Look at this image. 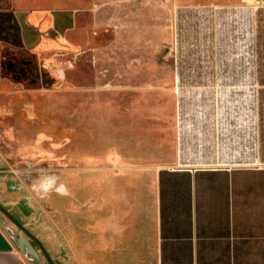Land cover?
Here are the masks:
<instances>
[{"label": "crops", "instance_id": "0c3cea01", "mask_svg": "<svg viewBox=\"0 0 264 264\" xmlns=\"http://www.w3.org/2000/svg\"><path fill=\"white\" fill-rule=\"evenodd\" d=\"M110 2L0 0V18L46 59L91 47ZM172 25L169 153L119 117L100 153L73 148V169L48 174L65 193L1 170L0 203L55 264H264V0L177 5ZM0 264H32L1 227Z\"/></svg>", "mask_w": 264, "mask_h": 264}, {"label": "rangeland", "instance_id": "374dc122", "mask_svg": "<svg viewBox=\"0 0 264 264\" xmlns=\"http://www.w3.org/2000/svg\"><path fill=\"white\" fill-rule=\"evenodd\" d=\"M214 2L229 0H111L91 47L46 59L25 49L16 22L1 17L0 170L13 167L28 179L73 169V148L100 153L102 139L117 136L119 117L143 138L156 135L159 157L169 153L172 11Z\"/></svg>", "mask_w": 264, "mask_h": 264}, {"label": "water", "instance_id": "95a60500", "mask_svg": "<svg viewBox=\"0 0 264 264\" xmlns=\"http://www.w3.org/2000/svg\"><path fill=\"white\" fill-rule=\"evenodd\" d=\"M0 175L8 176L9 173L7 174L0 170ZM3 182L8 192L17 191L21 193L23 197L20 204L21 206H23V204H29V199L26 198L25 194H23V190L17 186V183L14 180L5 178ZM0 227L12 241L15 248L29 262L32 264H55L43 243L1 203Z\"/></svg>", "mask_w": 264, "mask_h": 264}, {"label": "clouds", "instance_id": "9594fccd", "mask_svg": "<svg viewBox=\"0 0 264 264\" xmlns=\"http://www.w3.org/2000/svg\"><path fill=\"white\" fill-rule=\"evenodd\" d=\"M57 177L51 175H43L36 180L32 187L38 194H45L50 190H55L58 193H65L67 190L63 184H57Z\"/></svg>", "mask_w": 264, "mask_h": 264}, {"label": "built area", "instance_id": "2783aa9c", "mask_svg": "<svg viewBox=\"0 0 264 264\" xmlns=\"http://www.w3.org/2000/svg\"><path fill=\"white\" fill-rule=\"evenodd\" d=\"M165 2H169V1H171V0H164Z\"/></svg>", "mask_w": 264, "mask_h": 264}, {"label": "flooded vegetation", "instance_id": "af4514ba", "mask_svg": "<svg viewBox=\"0 0 264 264\" xmlns=\"http://www.w3.org/2000/svg\"><path fill=\"white\" fill-rule=\"evenodd\" d=\"M1 22V21H0ZM0 27H1V23H0Z\"/></svg>", "mask_w": 264, "mask_h": 264}]
</instances>
